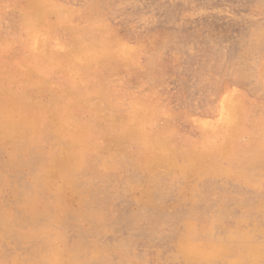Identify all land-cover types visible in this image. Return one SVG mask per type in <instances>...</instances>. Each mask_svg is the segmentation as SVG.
Wrapping results in <instances>:
<instances>
[{"label": "rangeland", "instance_id": "374dc122", "mask_svg": "<svg viewBox=\"0 0 264 264\" xmlns=\"http://www.w3.org/2000/svg\"><path fill=\"white\" fill-rule=\"evenodd\" d=\"M41 1L0 0L18 117L50 125L0 147V264H264V0Z\"/></svg>", "mask_w": 264, "mask_h": 264}, {"label": "bare ground", "instance_id": "6f19581e", "mask_svg": "<svg viewBox=\"0 0 264 264\" xmlns=\"http://www.w3.org/2000/svg\"><path fill=\"white\" fill-rule=\"evenodd\" d=\"M22 4L24 5L25 8H23L22 11L18 12V17H21V18H23V20H26V21H28L32 18H36V17H39V18L44 17V15L46 14L47 6H49V2H47V1L42 2L41 0H27L25 2L23 0ZM18 25L21 26V24H16L12 30L17 29ZM243 42H244V40H243ZM244 44L245 43H243V45ZM246 46H247V44H246ZM244 58L246 60H248L249 57L247 54H245ZM15 78H21L24 80L25 76L24 75L21 76L20 71H18L16 67L10 68V67H8V65L4 61L0 60V147L5 145V144L11 143V142H16V141L21 140V139H23L27 142H29V141L36 142L37 136H40V133L38 134V131H49V129H50V125L48 127H46L44 124V121H47L46 117L45 118H37V119L36 118L32 119L30 117H25V116H19L18 117V115L22 111H25L27 108H29V106L24 103V100L26 98L27 93L21 92L18 89L16 90L13 88V86H10V84L14 85V82L17 80ZM232 96H233L232 97V103L236 106L237 110H240L241 116L239 117V120L243 121L242 119L247 115L249 107H253V106L249 103H246L247 101L241 100V98L238 95H232ZM33 101H34L33 104H35L36 106H39V107L42 106L39 103V101H41V97L33 98ZM43 105H44L43 108L47 109L48 111L53 110V109L54 110H56V109L62 110L65 106L64 103L56 100L55 98L50 99L48 101H45V103ZM3 117H6L7 119L10 117L11 121H9V123H7L6 125H3V120H1V118H3ZM31 127L35 128L34 134H32V135L29 133L30 132L29 130ZM44 127H45V129H44ZM64 131L65 130L63 129V132ZM25 133L27 134L26 138L23 136ZM215 133H219V132H215ZM252 201L253 200H251V203L249 204L250 207L253 206ZM52 210H53V206L52 205L48 206L45 214H47L48 216H51ZM256 210H254V211H256ZM76 215H78L79 218L81 216L84 217L87 215V211L85 209L81 208L78 211H76ZM141 219L144 221V217H142ZM47 224H49L48 221L46 222V225ZM150 226L153 227L152 221H150ZM45 233H47V231ZM185 235L186 234L183 235V238H185ZM248 235L249 234L246 235V246H248L247 250L250 251L251 253H254L257 250V244L255 243L256 245H254L250 241V236L248 237ZM42 240H44V237H42V236H39V237L36 236L33 240L35 243L38 244L37 247L35 248L37 251L40 248H42L39 245V243ZM89 244H90V241L88 242V240H84L83 242L78 244L76 247V250H74L71 253L72 257L77 261L83 262V261H87L86 259H88L91 261L95 260V262H97V257H98L97 254L93 253L89 256H86V254H85V249H86L87 245H89ZM231 244L233 245V243H231ZM208 245L209 244H204V245L202 244V245H198L197 247L199 249L200 247H208ZM238 246L240 248L242 247V245H240V244ZM102 249L105 250V248H102ZM222 249H224V248H222ZM242 249L245 250L244 247ZM28 251H29V249H28ZM227 251H228V249H227ZM32 256L33 255H29L28 257L31 258ZM101 256H103L104 258H109V255L106 252L104 254H101ZM220 256L223 257L222 254H220ZM112 257L116 260H120V262L126 261L125 257H123V255L119 251L114 252L112 254ZM190 260L191 259L179 258L178 264H182V263L186 264ZM46 262L47 261H42L39 264H49ZM166 262L167 261H165L164 263H166ZM192 262L194 263L195 261L192 260ZM196 263H199V262H196ZM15 264H17V262H15ZM24 264H25V262H24ZM27 264H36V263H34V262L29 263L28 262Z\"/></svg>", "mask_w": 264, "mask_h": 264}]
</instances>
